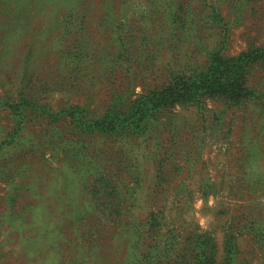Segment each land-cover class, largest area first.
Wrapping results in <instances>:
<instances>
[{
    "label": "rangeland",
    "instance_id": "374dc122",
    "mask_svg": "<svg viewBox=\"0 0 264 264\" xmlns=\"http://www.w3.org/2000/svg\"><path fill=\"white\" fill-rule=\"evenodd\" d=\"M260 45L264 0H0V264H172L199 236L215 264H264V65L254 102L177 105L142 133L81 136L74 160L58 142L31 148L47 140L34 121L6 140L20 88L102 113L214 49ZM97 177L115 184V222L96 207Z\"/></svg>",
    "mask_w": 264,
    "mask_h": 264
},
{
    "label": "trees",
    "instance_id": "16d2710c",
    "mask_svg": "<svg viewBox=\"0 0 264 264\" xmlns=\"http://www.w3.org/2000/svg\"><path fill=\"white\" fill-rule=\"evenodd\" d=\"M261 65H264V45L250 47L236 55H226L214 49L209 52L203 66L173 73L165 83L137 95L131 101L117 99L102 113L79 105L52 109L47 101L41 102L20 88L17 98H7L10 113L18 119L15 128L8 132L6 140L12 144L17 143L24 125L34 121L41 126L39 134L45 133L47 140H42L39 145L30 140L31 148L37 146L39 150L58 142L61 153H69L68 159L74 160L76 152H72V144L79 142L81 136L86 138L96 134L126 136L142 133L156 124L162 112L177 105L199 108L205 99L218 98L224 102V108L230 109L254 102L256 94L248 81L254 68ZM27 154L23 157H28ZM97 155L102 159L101 152H97ZM161 167L158 163L157 175L160 177ZM92 184L94 199L106 202H98L96 207L110 222L119 220L123 214L122 207L108 202L111 193L116 192L115 184L110 180H101L100 177L95 178ZM147 221L149 225L160 223L155 212L148 213ZM150 254L157 259L160 256L157 252ZM224 262L226 264L227 259ZM172 264H215L213 248L208 246L203 236H199L190 254L185 259L181 256L175 258Z\"/></svg>",
    "mask_w": 264,
    "mask_h": 264
}]
</instances>
